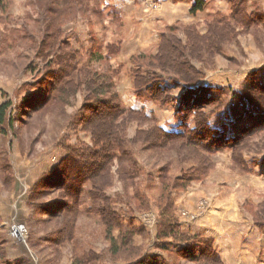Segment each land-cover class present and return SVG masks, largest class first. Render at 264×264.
I'll return each instance as SVG.
<instances>
[{
    "label": "rangeland",
    "instance_id": "1",
    "mask_svg": "<svg viewBox=\"0 0 264 264\" xmlns=\"http://www.w3.org/2000/svg\"><path fill=\"white\" fill-rule=\"evenodd\" d=\"M195 1L87 0L74 4L70 18L55 17H60L58 22L62 19V37L80 54L79 63L108 71L124 107L144 112L167 131L180 132L185 125L195 126V113L185 114L184 107L191 108L189 100L194 103L197 95L203 96L202 108L211 114L213 127L238 137L259 122L262 111L245 93L257 86L264 90V0H204V8L193 13ZM34 2L11 0L6 11L0 10V104L11 100L14 118L12 128L0 125V264H264V129L260 127L241 150L250 170L235 165L230 147L211 157L213 167L206 176L173 190L176 238L158 237L160 174L167 165L169 176L180 178L195 167L200 156L190 150L177 156L168 145L151 148L134 143L139 172L127 189L117 172L119 163L113 161V177L105 192L121 216L122 229L134 231L135 252L123 249L113 255L106 221L92 200L89 183L82 185L75 209L66 208L75 203L62 194V160L76 145L92 143L79 120L91 100L83 89L63 103L44 106L54 93V81L40 72L46 61L35 46L51 15ZM237 11H244L246 18L239 20ZM212 20H228L235 28L218 34L217 50L204 45L192 52L189 27L206 37ZM169 27L187 43L182 54L190 55L187 59L198 78L191 87L177 86L165 77L161 86L171 88L169 100L162 102L148 91L136 93L133 58L157 54ZM176 49L172 54L177 57ZM99 51L103 59L95 60ZM189 87L195 91L192 96L186 93ZM258 103L264 106V101ZM150 124L133 120L126 126V136L133 138ZM143 197L149 204L145 210L138 207ZM121 227H114L112 236L119 237ZM136 250L140 258L131 257ZM86 255V260H79Z\"/></svg>",
    "mask_w": 264,
    "mask_h": 264
},
{
    "label": "trees",
    "instance_id": "2",
    "mask_svg": "<svg viewBox=\"0 0 264 264\" xmlns=\"http://www.w3.org/2000/svg\"><path fill=\"white\" fill-rule=\"evenodd\" d=\"M10 1L0 0V10L6 11ZM30 1H35L47 15H51L43 30L42 40L35 46L36 54L42 55L46 61L44 69H41L40 72L46 73L47 77L54 81V93L44 106L50 107L55 102L63 103L69 96L72 97L83 89L88 91L87 95L91 100V103H85L86 108L84 109L87 114L80 115L79 120L83 130L90 133L92 143L88 146L85 144L76 145L70 150L69 156L62 160L63 165L59 176V183L61 188H63L62 194L69 196L72 202L75 203L73 207H69L67 203L66 208L75 209L78 197L80 198L83 193H81L82 185L86 182L89 183L93 197L91 199L95 201L98 212L101 213L106 221L108 237L111 242V252L113 255L121 254L120 252L123 249L124 251L135 252L131 249L133 244L131 237L134 231H124L122 229L121 216L112 207L111 198L105 192L113 177V173H111L113 161H118L117 172L127 189L130 183L134 181L135 173L139 172L138 163L133 153L134 143H142L144 144L143 146L151 148L168 145V149L174 151L177 156L180 154L187 155V150H190L191 153L194 152L196 153L195 155L200 156L199 162L195 167L190 168L180 178H171L167 165L162 168L160 174V182L162 184L161 199L163 202L160 200L162 219L159 223L158 237L173 236L176 238L175 232L177 231L175 229L178 228V224L174 214L173 190L184 188L192 180H198L206 176L213 167L211 157L216 152L230 147L233 150L235 165H239L244 171L250 170L243 162L241 150H243L244 144L250 141L252 132L256 128L264 129V106L258 103V100L264 101V90H260L257 86L250 88L251 90L245 93L250 102L256 104L262 111L257 116L259 122L256 124L254 122L252 127L241 136L228 137L225 131L213 127L210 123L211 114L202 108L205 101L203 96L199 95L195 97L194 103H192V99L189 100L188 104L192 105L191 108L187 109V106L184 107L185 114L195 113V126L189 128L185 125L183 131L180 132L167 131L157 125L156 121L149 118L144 112L124 107L118 94L112 89L114 83L108 75V71L99 72L88 65H81L79 63L80 54L62 37V34H64L62 19L58 22L60 17L55 16L62 15L70 18L72 13L73 15L75 14L74 4L84 3L87 0ZM93 1L98 2V0ZM204 4V0H196L193 3L191 12L195 13L198 10H202ZM236 16L239 20H243L246 18V13L237 11ZM208 27L209 30L206 37L189 27L192 52L201 51L199 49L204 47V45H208V50L211 47H214V51L217 50L221 43L220 37L225 34L224 28L226 30L228 28L234 30L235 24L228 20H212L208 23ZM172 28L169 27L170 33L162 35L157 54H139L133 58L135 66L132 74L134 88L138 95H142V91H148L155 100L167 102L169 100L167 92H169L171 87L161 86L165 77L172 78L177 82V86L182 85V83L191 86L197 82V71L191 66V63L189 64L187 59L190 55L185 54V57L182 54L184 49H187V43H183L173 33ZM209 37L211 41L207 40ZM175 48H177V57L172 54ZM209 53L212 54L213 52L210 51ZM95 55L96 58L93 56L95 60L103 59L101 51L95 53ZM191 87L186 90L187 95L189 94L190 96L195 93ZM11 106V100L0 104V125L4 124L10 128L14 126V118L10 115ZM133 120L151 124L146 128H139L133 138H128L126 136V126ZM138 207L142 210L149 208L148 200L143 197ZM114 227H121L122 231H124L117 238L112 236ZM137 255L141 256L139 251L131 257H137ZM87 257L88 255L79 260H86Z\"/></svg>",
    "mask_w": 264,
    "mask_h": 264
},
{
    "label": "crops",
    "instance_id": "3",
    "mask_svg": "<svg viewBox=\"0 0 264 264\" xmlns=\"http://www.w3.org/2000/svg\"><path fill=\"white\" fill-rule=\"evenodd\" d=\"M177 7H178L180 10L183 9V10H186V11H187V8H188V7H185V6H182V7H181V6H179L178 4H177ZM189 8H190V7H189ZM176 15H178V14H176ZM179 15H180V14H179Z\"/></svg>",
    "mask_w": 264,
    "mask_h": 264
},
{
    "label": "bare ground",
    "instance_id": "4",
    "mask_svg": "<svg viewBox=\"0 0 264 264\" xmlns=\"http://www.w3.org/2000/svg\"><path fill=\"white\" fill-rule=\"evenodd\" d=\"M19 227V226H18ZM21 227V226H20ZM15 231V230H14ZM17 231H19V228L17 229ZM21 232V231H20ZM18 236H19V232H18Z\"/></svg>",
    "mask_w": 264,
    "mask_h": 264
}]
</instances>
